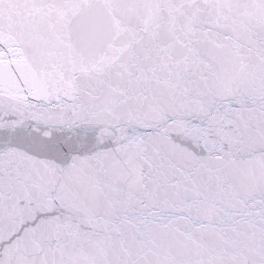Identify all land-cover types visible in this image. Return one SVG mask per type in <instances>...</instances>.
Returning <instances> with one entry per match:
<instances>
[{
	"label": "snow or ice",
	"instance_id": "1",
	"mask_svg": "<svg viewBox=\"0 0 264 264\" xmlns=\"http://www.w3.org/2000/svg\"><path fill=\"white\" fill-rule=\"evenodd\" d=\"M0 264H264V0H0Z\"/></svg>",
	"mask_w": 264,
	"mask_h": 264
}]
</instances>
